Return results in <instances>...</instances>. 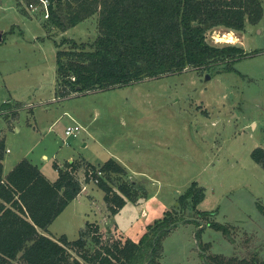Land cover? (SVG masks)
<instances>
[{
	"label": "rangeland",
	"instance_id": "obj_1",
	"mask_svg": "<svg viewBox=\"0 0 264 264\" xmlns=\"http://www.w3.org/2000/svg\"><path fill=\"white\" fill-rule=\"evenodd\" d=\"M32 1L0 0L4 174L25 157L51 180L57 174L55 162L63 166L71 157H89L99 165L119 158L146 184L136 183L127 210L118 216L131 235L137 231L132 223L140 215L138 203L158 191L154 204L179 209L178 197L197 180L206 187L205 205L214 212L203 223L231 226L229 235L210 225L198 233L194 221L180 222L162 238L161 264H207L201 243L208 244L207 255L255 254L264 261V168L252 156L256 147L264 148V15L257 23L247 22L243 31L222 26L208 31L210 43H236L250 52L235 61L234 70L212 74L189 67L64 95L57 83V43L68 37L93 41L99 34V12L61 30L44 8L32 10ZM225 35H234V41H225ZM73 118L83 129L66 136ZM113 175L115 188L131 181L128 175ZM94 186L93 180L86 184ZM96 190L91 191L95 198L82 194L70 203L51 230L76 239L88 221L97 220L104 242L125 240L115 219L98 210L102 199ZM87 245L89 250L98 246L92 239Z\"/></svg>",
	"mask_w": 264,
	"mask_h": 264
},
{
	"label": "trees",
	"instance_id": "obj_2",
	"mask_svg": "<svg viewBox=\"0 0 264 264\" xmlns=\"http://www.w3.org/2000/svg\"><path fill=\"white\" fill-rule=\"evenodd\" d=\"M97 12L99 34L93 41L68 37L57 43V83L64 95L132 84L189 67L212 74L234 70L235 61L250 52L236 43L212 44L207 33L219 26L243 31L247 22L261 20L264 5L262 0H51L49 16L59 29L67 30ZM63 44L69 46L61 48ZM5 151L1 139L0 264H161L162 238L180 222L194 221L200 226L198 233L210 225L229 235L231 226L203 223L202 218L214 212L199 208L206 187L194 180L178 197L179 209H167L147 225L138 241L104 242L99 225L90 221L76 239L66 234L53 237L49 226L94 178L99 177L97 184L105 191L112 215L133 198L137 184L126 180L113 186L114 173L127 175L113 157L99 165L85 158L63 166L55 162L59 175L54 181L25 157L4 175ZM252 156L264 168V148L256 147ZM90 239L98 245L94 250L88 249ZM207 245L201 243L207 264H264L255 254L207 255Z\"/></svg>",
	"mask_w": 264,
	"mask_h": 264
},
{
	"label": "crops",
	"instance_id": "obj_3",
	"mask_svg": "<svg viewBox=\"0 0 264 264\" xmlns=\"http://www.w3.org/2000/svg\"><path fill=\"white\" fill-rule=\"evenodd\" d=\"M73 122H78L76 119H74L73 118ZM44 156L46 157L47 156V154H44ZM75 159H77V158H73V157H71L68 161H73V160H75ZM87 161H89V162H92L91 160H90V158L88 157V158H85ZM117 159V161L123 166V167H125V169L127 170V175L129 176V179L131 180V181H133V182H135V183H140V184H143V182H141V180H139V178H135L136 176H134V175H132L130 172H129V167L127 166V164L126 163H124V162H122L119 158H116ZM108 160V159H107ZM3 162H4V160H3ZM60 166H62V164L61 163H59V162H57ZM66 163V162H65ZM93 163V162H92ZM104 163V162H103ZM102 164V163H101ZM64 165V164H63ZM56 168V167H55ZM56 171H57V174L55 175V179L54 180H56L57 179V177H58V175H59V173H58V169L56 168ZM8 173H6V174H4V175H7ZM126 175V176H127ZM51 180V179H50ZM54 180H52V181H54ZM96 184V183H95ZM98 185V184H97ZM144 185V187H146V184H143ZM97 189V190H96ZM148 189V188H147ZM92 190H96V192H98L99 193V196L101 197V199H102V202H103V204H101L102 202H100V205L97 207L98 208V210L99 211H101V213L102 214H104V218H114L115 219V222H116V227H117V230L118 231H120L123 235H125V237L126 238H128V237H131L133 240H135V241H138L140 238H141V236L143 235V233L146 231V226L149 224V223H151L153 220H154V218H157V217H161L162 215H163V213L167 210V209H169L166 205H164L163 203H156V204H154L153 202H154V199H156L154 196L155 195H157V192L158 191H155L154 192V194L152 193V194H150L149 195V197H147L145 200H144V202H140V203H138V205L140 206V215H139V217H137L138 218V221L136 222H134V223H132V226H135L136 228H137V231H136V234L135 235H131L130 233H128L129 231H127L126 229H124V227H122L121 226V224L119 223V221H118V216L120 215V214H122V213H124V211L125 210H127V208H128V205H129V201L130 200H128L127 201V203L125 204V206L118 212V213H116V215H112L111 213H110V211L108 210V207H107V205H106V200H105V198H104V196H105V191L102 189V188H100L99 186H94L93 188H91V187H86V185H85V188H84V190L75 198V199H73L70 203H72L73 201H75L76 199H79V197L82 195V194H85V195H87V196H89V197H91V198H95V194L94 193H91V191ZM207 198H208V195H207V193H206V197H205V199L199 204V208L200 209H202V210H209V207H207L205 204H206V201H207ZM70 203H69V205L68 206H70ZM137 203V202H136ZM67 206V207H68ZM66 207V208H67ZM204 207H205V209H204ZM66 208H65V210H66ZM64 210V211H65ZM104 210V211H103ZM63 211V212H64ZM62 212V213H63ZM61 213V214H62ZM60 214V215H61ZM154 214L156 215V216H154ZM59 215V216H60ZM153 215V216H152ZM58 216V217H59ZM57 217V218H58ZM56 220V219H55ZM54 220V221H55ZM53 221V222H54ZM108 220H106V221H104V223H106ZM53 222H52V224H53ZM90 222H94V223H96V224H98L99 225V228H100V231L102 230V228L100 227V222L99 221H97V220H95V221H90ZM52 224H51V226H52ZM51 226H49V231H48V233H49V235H51V236H53V237H59L60 235H62V234H66L67 236H68V234L66 233V232H62V233H58V232H54V231H52L51 230ZM85 227V226H84ZM83 228V227H82ZM68 238H69V236H68ZM70 239V238H69ZM72 240V239H71Z\"/></svg>",
	"mask_w": 264,
	"mask_h": 264
},
{
	"label": "built area",
	"instance_id": "obj_4",
	"mask_svg": "<svg viewBox=\"0 0 264 264\" xmlns=\"http://www.w3.org/2000/svg\"><path fill=\"white\" fill-rule=\"evenodd\" d=\"M29 6H31L32 10H37L39 7H42L46 10V12L49 16L51 0H35V1H32ZM82 129H83L82 124H80L79 122H73V123H70L66 126L65 134H66V136H71V135L76 136L80 133V131ZM97 171H98L99 175L103 174V171L100 168H98ZM93 181L95 183H98L99 177L94 178Z\"/></svg>",
	"mask_w": 264,
	"mask_h": 264
},
{
	"label": "bare ground",
	"instance_id": "obj_5",
	"mask_svg": "<svg viewBox=\"0 0 264 264\" xmlns=\"http://www.w3.org/2000/svg\"><path fill=\"white\" fill-rule=\"evenodd\" d=\"M234 39H235V36L234 35H225V41H234Z\"/></svg>",
	"mask_w": 264,
	"mask_h": 264
},
{
	"label": "water",
	"instance_id": "obj_6",
	"mask_svg": "<svg viewBox=\"0 0 264 264\" xmlns=\"http://www.w3.org/2000/svg\"><path fill=\"white\" fill-rule=\"evenodd\" d=\"M207 77L210 78V74H207Z\"/></svg>",
	"mask_w": 264,
	"mask_h": 264
}]
</instances>
